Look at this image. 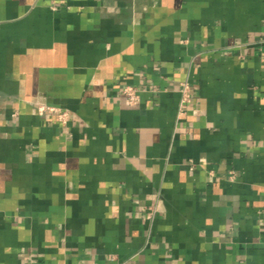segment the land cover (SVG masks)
<instances>
[{
  "label": "crops",
  "instance_id": "crops-1",
  "mask_svg": "<svg viewBox=\"0 0 264 264\" xmlns=\"http://www.w3.org/2000/svg\"><path fill=\"white\" fill-rule=\"evenodd\" d=\"M0 264H264V0H0Z\"/></svg>",
  "mask_w": 264,
  "mask_h": 264
},
{
  "label": "built area",
  "instance_id": "built-area-1",
  "mask_svg": "<svg viewBox=\"0 0 264 264\" xmlns=\"http://www.w3.org/2000/svg\"><path fill=\"white\" fill-rule=\"evenodd\" d=\"M190 87L187 83L182 85V101L183 103H191V95H190ZM123 96L126 97L128 103L132 106L137 105L140 102V94L141 91L135 87H126L122 91ZM38 112L41 116L44 115H55L58 121L63 124L67 125L69 122V114L66 111L57 110L55 108H45L41 107L38 109Z\"/></svg>",
  "mask_w": 264,
  "mask_h": 264
}]
</instances>
